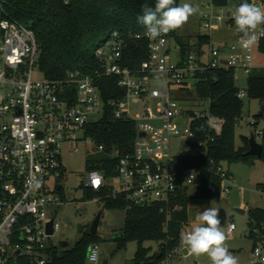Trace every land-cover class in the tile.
<instances>
[{
    "label": "built area",
    "instance_id": "built-area-1",
    "mask_svg": "<svg viewBox=\"0 0 264 264\" xmlns=\"http://www.w3.org/2000/svg\"><path fill=\"white\" fill-rule=\"evenodd\" d=\"M254 3H261L264 8L261 1ZM232 11L234 9L218 5L215 0L205 3L200 14V28L209 32L199 33L185 52L173 31L153 41L145 35L146 30L129 33L115 30L96 48L100 68L94 74L77 69L60 79L41 74L38 64L41 48L34 30L9 18L2 20L0 264L15 263L19 257H29L36 264L48 263L52 238L61 228L60 223L49 216V209L65 204L59 194L63 186L58 184L53 192L49 180L59 179L66 173L63 145H76L74 150L78 151L77 145L85 142L108 153L104 145H97L93 138L86 136L88 126L105 116L99 84L104 76L116 77L119 87L125 91L122 97L109 103L114 120L134 121L138 138L132 153L124 154L119 148L109 153L117 162L115 177H107L100 169L89 170L86 188L98 193L94 200L105 202L107 197L123 198L130 208L158 204L164 211L172 207L183 192L191 194V189L195 192L201 189L205 185V172L221 179L220 188L215 182H208V189L219 191L220 196L230 195L238 187L231 171L225 168V162L217 164L212 160L208 168H188L171 150L172 139L181 136L197 138L201 152L207 151L216 141L211 133L222 130L224 121L212 113V100L198 93L208 73L234 70L238 82L241 74L248 78L256 70L264 74V65L255 64L254 54L257 49L264 57L261 50L264 26L256 30L258 43L251 49L241 47V34L237 31V42L219 44L213 41L211 33L218 23L225 21L235 27ZM203 36L211 38L205 46L200 45ZM142 42L147 45V58L138 66L130 65L133 46L140 48ZM173 47L179 54L177 62L173 61ZM179 92L185 99L178 97ZM238 97L243 100L249 97L248 85L245 90L239 89ZM100 113V120L92 119ZM179 122L187 127L182 130ZM259 122L258 118L252 120L253 134L257 141L264 142V126ZM199 126L203 128V135L197 129ZM205 134L208 138L204 139ZM32 176L42 181L39 190L30 188L28 180ZM114 180L117 184L111 183ZM59 186H62L60 191ZM258 188L264 195V183ZM178 209V205L173 208ZM168 218H171L170 212ZM51 222L53 234H49ZM236 229L237 225L231 221L227 232L233 235ZM183 231H189L186 224ZM253 234L254 245L247 264H264V221L255 225ZM93 253V259H89ZM88 260L95 263L100 260L98 245L89 247Z\"/></svg>",
    "mask_w": 264,
    "mask_h": 264
},
{
    "label": "trees",
    "instance_id": "trees-1",
    "mask_svg": "<svg viewBox=\"0 0 264 264\" xmlns=\"http://www.w3.org/2000/svg\"><path fill=\"white\" fill-rule=\"evenodd\" d=\"M218 5L225 6L229 0H215ZM254 0H248L253 3ZM264 4V0H258ZM244 0H240V3ZM154 7L155 0H0V42L3 39L2 20L9 18L20 22L34 30L40 44L41 53L38 59L41 74L50 79L65 77L70 71L83 70L94 74L100 68L96 60V48L109 35L121 32H143L146 28L138 23L137 17L142 15V5ZM180 5L181 0H176ZM173 31L183 52L191 47V39ZM208 36L200 37V45L210 43ZM140 48L133 46V57L130 65L138 66L147 58V45L140 43ZM264 52V43L261 46ZM207 81L198 87L202 98L212 100L211 111L223 119L220 133L210 132L216 136L212 148L197 156L179 157L180 163L188 168H208L211 161L217 164L227 162L233 164L244 161L252 164L256 158L249 155L250 137H243V145L237 149L235 137L238 120L242 117L245 101L238 97L240 89L234 70H217L206 75ZM101 92L105 102V116L102 120L88 126L86 136L94 139L97 145H104L108 153L100 159L88 161V170L100 169L107 177H115L116 160L109 153L119 148L122 153H132L138 138L137 124L134 121L114 120L110 101L122 97L125 91L119 87L114 76L99 79ZM249 99L264 102V74L254 71L248 78ZM264 111L257 117L260 121ZM203 135V128L197 127ZM202 138H208L205 134ZM264 161V153L261 157ZM213 181L220 188L221 179L205 172V185L194 195L187 191L180 194L172 207L158 204L129 207L123 199L107 197L105 207L126 211V223L117 238L121 249L127 248L131 241L138 242V250L133 264H159L170 254L182 246L183 226L189 221V203L192 199L210 201L219 198L220 193L208 189V182ZM260 185V184H259ZM258 185V186H259ZM63 191V190H62ZM60 191L59 193H61ZM98 195L94 190H87L86 198L93 199ZM178 205L180 209L173 210ZM171 218H168V214ZM250 216V236L254 237L255 225L264 221V208L252 207ZM98 234L86 233L74 246H57L51 243L50 258L47 264H88V251L91 243H98ZM147 241L157 242L159 250L153 253L152 247H145ZM162 255V257H160ZM12 264H36L29 257H19Z\"/></svg>",
    "mask_w": 264,
    "mask_h": 264
},
{
    "label": "rangeland",
    "instance_id": "rangeland-1",
    "mask_svg": "<svg viewBox=\"0 0 264 264\" xmlns=\"http://www.w3.org/2000/svg\"><path fill=\"white\" fill-rule=\"evenodd\" d=\"M211 0H181V4L188 2L194 6H198L199 11L193 15L189 21L180 29L178 33L182 36L188 37L192 42L196 41L199 33H206L209 31H202L200 28V14L205 8V3ZM240 0H229V4L225 5L228 9H234ZM210 34V33H209ZM215 43L232 44L237 42L236 27H230L227 22H221L215 25L214 31L211 33ZM173 61L179 60V54L175 47H173ZM255 64L264 65V57L259 54L257 49L254 50ZM37 78L39 74L35 75ZM247 76L241 74V79L238 82L240 89H247ZM160 85V84H159ZM179 98L185 99V95L181 92ZM245 106L242 117L238 120L235 145L239 149L243 145V137H250L255 131V127L251 124L252 120L264 111V102L259 99H244ZM139 110V109H138ZM102 113L92 116L93 120H100ZM260 126H264V117L260 119ZM179 127L184 130L187 124L178 123ZM263 143L262 140H258ZM198 139L191 137L185 139L181 136L172 139L171 150L174 156H197L201 150L197 146ZM79 150L75 151L76 145L66 143L62 147L63 164L65 175L59 179L52 178L49 180V186L53 192L56 191L57 185L63 186V191L60 194L65 204L55 206L49 209V216L55 218L60 223L61 228L59 233L52 238V241L57 246H63V242H68V246L72 247L79 242L86 233H91V227L97 216L102 213L98 237V243H91V245H98L100 250V260L95 263L88 260V264H103L105 260L115 264H133L135 255L138 250V242L131 241L127 248L121 249L117 236L123 232L126 223V211L121 209H109L105 207V202L87 199L86 182L89 174L88 161L92 159H100L104 156L96 145L81 142L78 145ZM225 168L230 169L234 179L238 183L230 195H223L219 198H214L210 201H203L192 199L189 203V221L187 226L189 231L197 223V215H199L206 208H216L219 210L225 209L227 211V221L221 224L222 229L227 235L226 246L229 251L238 259V264H247L251 258L254 241L250 236V216L249 212L241 214L235 208H242L247 206L264 208V195L259 191V184L264 183V161L261 158H256L252 164L244 161H239L233 164L225 162ZM116 183L117 180L111 181ZM194 195V189L190 190ZM220 214V213H219ZM233 221L237 225V229L233 235H229L227 229L229 223ZM80 227L83 231H80ZM89 246V247H90ZM145 247H152L153 253L159 250V244L153 241L144 243ZM181 248L175 253L170 254L165 260L168 264H211L210 259L204 256H194L188 250L185 252L186 246L181 244ZM164 260V261H165Z\"/></svg>",
    "mask_w": 264,
    "mask_h": 264
},
{
    "label": "clouds",
    "instance_id": "clouds-1",
    "mask_svg": "<svg viewBox=\"0 0 264 264\" xmlns=\"http://www.w3.org/2000/svg\"><path fill=\"white\" fill-rule=\"evenodd\" d=\"M198 11V6L188 2L177 5L176 0H155L154 7L142 5V15L138 16L137 20L146 28L145 35L154 41L182 28ZM231 15L237 33L241 34V47L251 49L258 43L256 30L264 26V8L244 0L234 8ZM28 184L32 190H39L42 181L32 176ZM196 220L199 223L181 236V242L187 250L197 257L206 255L211 264H238V259L226 246L227 235L221 227L219 210L206 208L197 215ZM94 255L93 253L89 259H93Z\"/></svg>",
    "mask_w": 264,
    "mask_h": 264
},
{
    "label": "water",
    "instance_id": "water-1",
    "mask_svg": "<svg viewBox=\"0 0 264 264\" xmlns=\"http://www.w3.org/2000/svg\"><path fill=\"white\" fill-rule=\"evenodd\" d=\"M254 2H256V0H254ZM241 3H243V2H241ZM256 5L260 8H262L261 3H257ZM141 136H145V133H141ZM263 153H264V145L262 143H259L253 134L250 138V150H249L248 154L253 155L255 157H258V158H261L263 156ZM61 189H62V187L59 186L58 191H60ZM235 210L241 214H246V207L245 208H235ZM219 213H220L219 219L221 221V224H224L228 218L227 217V211L225 209H221ZM101 216H102V213H100L97 216V218L95 219V221L93 222V225L91 227V234H93V235L98 234L100 222H101ZM52 224L53 223L51 222L50 228H49V234H53ZM80 231H83L82 227H80ZM119 237H121V234L118 235L116 238H119ZM63 246L64 247L68 246V242H63ZM185 252H188L187 249H185ZM160 257H162V255H160ZM103 264H108V260H105Z\"/></svg>",
    "mask_w": 264,
    "mask_h": 264
},
{
    "label": "crops",
    "instance_id": "crops-1",
    "mask_svg": "<svg viewBox=\"0 0 264 264\" xmlns=\"http://www.w3.org/2000/svg\"><path fill=\"white\" fill-rule=\"evenodd\" d=\"M230 170V169H229ZM246 207V213L248 212V210L250 209V208H248L246 205L245 206H243L242 208H245ZM260 208H262V207H260Z\"/></svg>",
    "mask_w": 264,
    "mask_h": 264
},
{
    "label": "flooded vegetation",
    "instance_id": "flooded-vegetation-1",
    "mask_svg": "<svg viewBox=\"0 0 264 264\" xmlns=\"http://www.w3.org/2000/svg\"><path fill=\"white\" fill-rule=\"evenodd\" d=\"M62 187V186H61Z\"/></svg>",
    "mask_w": 264,
    "mask_h": 264
}]
</instances>
